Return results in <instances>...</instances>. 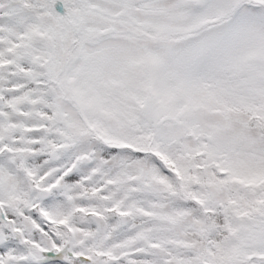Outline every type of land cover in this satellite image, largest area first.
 Segmentation results:
<instances>
[{
	"label": "snow or ice",
	"instance_id": "obj_1",
	"mask_svg": "<svg viewBox=\"0 0 264 264\" xmlns=\"http://www.w3.org/2000/svg\"><path fill=\"white\" fill-rule=\"evenodd\" d=\"M0 264H264V0H0Z\"/></svg>",
	"mask_w": 264,
	"mask_h": 264
}]
</instances>
